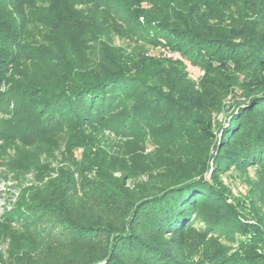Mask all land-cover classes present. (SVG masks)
Segmentation results:
<instances>
[{
  "label": "trees",
  "instance_id": "trees-1",
  "mask_svg": "<svg viewBox=\"0 0 264 264\" xmlns=\"http://www.w3.org/2000/svg\"><path fill=\"white\" fill-rule=\"evenodd\" d=\"M116 35L166 43L203 76ZM6 119L23 146L63 142L80 174L27 187L6 216L31 218L21 240L84 246L71 264H264V0H0ZM33 160L13 159L52 169Z\"/></svg>",
  "mask_w": 264,
  "mask_h": 264
},
{
  "label": "rangeland",
  "instance_id": "rangeland-1",
  "mask_svg": "<svg viewBox=\"0 0 264 264\" xmlns=\"http://www.w3.org/2000/svg\"><path fill=\"white\" fill-rule=\"evenodd\" d=\"M77 6L80 7L82 5ZM143 6H147V4L143 3ZM34 31L35 29L32 28V32ZM114 44L115 46L125 48L127 51H134L142 48L144 49V55L179 61L182 64L187 77L195 83H197L203 76V74L201 76L199 75L197 78L193 76L188 70V64L193 66H195V64L180 53V58L175 57L172 53L176 51H172L166 43L161 45H150L143 43L142 40L134 41V39L116 35ZM162 49H165L166 51L170 49L171 51L169 53H164ZM196 66L197 68H200V66ZM233 97H237V95L228 93L224 99L225 103L229 104ZM218 118L219 120H223V114H220ZM10 125V119H6L0 126V264H20L22 256V264H69L70 261L72 262L76 256L81 254L80 251L84 246H79L78 244L76 245L66 240H51V238H47L43 240V243L39 244V241L32 242L30 240H21L23 234L27 233L29 230L24 225L25 223L31 222L29 216L20 220L12 218L10 225H6V216H8V213L14 211L16 207L25 206L27 198H30V192H28L29 190L27 187L32 186L34 183H38L36 184L37 186L40 185L41 179H43L42 182H44L47 179L55 178L58 175L57 169L61 166H68L70 167V170H75L65 157L63 142L59 141L57 145L47 147H26L23 146L19 140H15L11 137L9 138V135L5 130L9 129ZM139 148L141 150V147ZM151 148V145H145L142 149L144 151H149ZM78 152L79 151L75 149V155H77ZM27 157L34 158V165H43L45 162H50L49 165L52 169L46 173H42L41 171V174L44 177H40L37 175L38 172H36L35 168H21L13 161V159H24ZM232 173L233 177L231 178L226 177V175L223 176L222 179L224 183L226 182L229 184L232 195L245 196L251 186L240 180L239 177H236L234 171ZM246 175L252 181H255L257 178L253 169H248ZM73 177L77 184H79L80 174L76 172V170L73 173ZM43 191H45V189ZM229 200L231 199L228 198V201ZM47 201L50 202L51 200L49 201L47 199ZM52 201L55 202L56 200ZM72 210L73 212H77L81 211V208L76 206L72 207ZM83 213L86 212H81L79 215ZM221 241L229 242L225 239H221ZM91 245L96 246V243Z\"/></svg>",
  "mask_w": 264,
  "mask_h": 264
},
{
  "label": "built area",
  "instance_id": "built-area-1",
  "mask_svg": "<svg viewBox=\"0 0 264 264\" xmlns=\"http://www.w3.org/2000/svg\"><path fill=\"white\" fill-rule=\"evenodd\" d=\"M162 51L164 53H169L171 50L168 49V51H166L165 49H162ZM172 53V52H171ZM175 57H179L180 58V55L178 52H174L172 53ZM188 70L191 72V74H193V76H195L196 78L200 75L203 74V70H201V68H197V66H193V65H190L188 64Z\"/></svg>",
  "mask_w": 264,
  "mask_h": 264
}]
</instances>
